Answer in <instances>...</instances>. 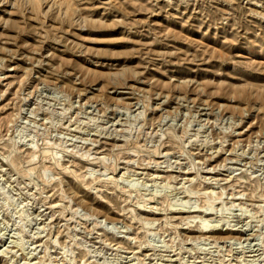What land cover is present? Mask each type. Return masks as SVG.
I'll return each mask as SVG.
<instances>
[{
	"label": "rangeland",
	"instance_id": "obj_1",
	"mask_svg": "<svg viewBox=\"0 0 264 264\" xmlns=\"http://www.w3.org/2000/svg\"><path fill=\"white\" fill-rule=\"evenodd\" d=\"M0 1V264H264V0Z\"/></svg>",
	"mask_w": 264,
	"mask_h": 264
},
{
	"label": "bare ground",
	"instance_id": "obj_2",
	"mask_svg": "<svg viewBox=\"0 0 264 264\" xmlns=\"http://www.w3.org/2000/svg\"><path fill=\"white\" fill-rule=\"evenodd\" d=\"M15 1V0H14ZM25 1L24 3H26L25 5H34L36 2H41V1H44V0H23ZM50 1V0H49ZM52 1V0H51ZM62 1V0H61ZM1 2V1H0ZM19 3V1H17ZM21 2V1H20ZM23 4V2H21ZM13 5V4H12ZM24 5V4H23ZM37 5V3H36ZM35 5V6H36ZM60 6V7H63L64 9V15L68 16V17H72V15H74L76 13L75 9L72 7V2L70 1H66L65 5L64 3L60 2L59 3H55L53 2L52 3V7L53 6ZM35 6H33V8L35 9ZM38 6V5H37ZM56 6V7H57ZM13 7V6H12ZM13 9V8H12ZM50 9V8H49ZM252 12V11H251ZM84 19V18H83ZM83 22V21H82ZM257 37V36H256ZM259 38V37H258ZM259 40V39H258ZM257 40V41H258ZM260 46V45H259ZM211 207V206H210ZM210 210V209H209ZM140 211L141 213H143L144 215L146 216H154L156 215L154 212H148L146 210H138ZM131 213H134L133 211ZM179 214V213H177ZM150 223V222H148ZM152 224V223H151ZM147 225V224H146ZM153 225V224H152ZM218 222H217V225H210L209 223L207 224H203L202 227H201V230L198 231V236L194 237L196 239H201L205 238V240H207L208 238H213L215 241L216 240H223V241H231V240H237V237L236 236H239V233L238 231L236 230H232V229H229V228H225L223 229L225 226H222L220 227ZM200 228V227H199ZM183 236V235H182ZM188 238H192V237H188ZM232 245V244H231Z\"/></svg>",
	"mask_w": 264,
	"mask_h": 264
}]
</instances>
